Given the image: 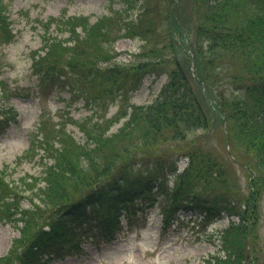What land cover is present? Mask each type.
<instances>
[{
    "label": "trees",
    "instance_id": "obj_1",
    "mask_svg": "<svg viewBox=\"0 0 264 264\" xmlns=\"http://www.w3.org/2000/svg\"><path fill=\"white\" fill-rule=\"evenodd\" d=\"M217 2L212 3L213 8ZM231 2L224 0L225 8L212 9L197 27L195 49L196 55L201 56L200 77L198 72L197 76L192 73L188 62H180L175 56L169 28L174 22L180 24L176 16H168L165 34L172 57L160 50L165 49L167 42L160 49L129 55L121 63H112L114 52L105 43L111 37L110 23L123 21L119 16L122 8L94 23L79 18L58 23L68 30L72 52L86 45L88 49L95 48L91 56L99 62L88 64L90 70L83 79L92 90H85L82 96L85 107L95 113L97 120L83 128V140L74 142L73 151L77 153L72 157L64 150L55 156V149L48 145L45 151L50 164L45 162L43 173L48 181L64 172L69 176L65 182L77 183L75 187L82 193L68 194L64 202L65 196L50 203L60 202L48 210L41 211L37 206L31 215L25 212L21 235L14 239L7 255L0 257V264H50L68 253L66 244L75 245L78 228L103 213L110 224L115 211H131L133 206L144 211L159 207L164 229L169 221L181 218L180 214L208 222L234 217L236 220L222 231L220 238L226 252L219 254L213 264H256L258 257L250 240L258 220L253 200L262 186L253 185L248 207L241 205L247 193L240 190L233 162L219 155L205 134L219 118L220 123L226 122L229 139L240 143L238 148L246 163L253 160L264 165V0H247L241 16H229L236 9ZM145 5H140L143 8L137 16L125 21L122 37L147 38L150 31L155 33L156 26L151 30L149 24L145 25ZM3 7L0 0V18L5 16ZM200 38L208 41L205 46L212 54L209 60L203 54L204 45L199 46ZM66 43L65 39L58 41L60 48ZM41 59L47 58L40 56ZM33 61L39 88L50 83L51 91L73 90L72 83L56 73L57 67H43L34 54ZM162 74H167L168 80L154 103L131 102L146 79L157 80ZM208 96L217 99L224 119L207 106ZM113 106L117 108L114 115L106 118L103 112ZM120 120L118 128L111 131ZM32 150L31 142L28 153ZM183 158H187V171L170 184L160 172L175 170ZM245 169L252 172V181L259 178L252 163ZM193 170L204 177L202 183L199 177H191ZM108 227L105 223V229Z\"/></svg>",
    "mask_w": 264,
    "mask_h": 264
},
{
    "label": "rangeland",
    "instance_id": "obj_2",
    "mask_svg": "<svg viewBox=\"0 0 264 264\" xmlns=\"http://www.w3.org/2000/svg\"><path fill=\"white\" fill-rule=\"evenodd\" d=\"M7 3L2 13L8 16L0 18V257L8 253L14 239L21 235L22 218L25 212L38 206L39 210H48L56 205L50 203L66 200L68 194L79 196L82 193L67 181L69 176L64 172L55 174L44 180L45 162L50 164L45 148L49 145L55 149V156L64 153L76 154L73 145L80 143L84 137L83 128H88L92 120H97L83 100L85 90H92L84 77L89 73L90 62L98 63L91 56L95 48L87 45L76 52L68 46L70 36L68 30L58 23L67 22L71 18L86 19L95 22L98 18L108 16L122 8L116 23H110L112 33L106 47L114 52L112 63L126 61L129 55H138L151 49H160L168 42V16H176L184 26L198 27L203 23L212 9L221 10L224 0H1ZM216 3V8L212 3ZM231 1V0H229ZM4 2V3H5ZM236 8L229 16H241L246 2L232 0ZM231 2V4H232ZM147 5L143 13L145 25L149 24L155 33L149 32L146 37L134 35L122 37L125 21L130 16H137L142 6ZM200 4V5H199ZM145 5V6H146ZM225 8V7H224ZM228 16V15H227ZM64 24V23H63ZM60 26V28H59ZM60 29L63 32H60ZM80 32V28L77 29ZM170 37V35H169ZM65 39L66 46L60 48L58 41ZM207 40L200 38L199 46H203V54L209 60L211 52L205 46ZM169 42L163 54L172 57ZM186 45V42L185 44ZM50 50L47 55V50ZM33 54L43 67H57L60 78L71 82L73 90L51 91L50 83L39 88V76L33 68ZM44 56L46 61H40ZM70 64V65H69ZM105 64H101V67ZM171 68V66H170ZM163 75V76H162ZM159 79H146L142 88L132 95L131 102L137 105L152 103L160 93L167 80V74ZM73 93V94H72ZM91 108V107H89ZM116 107H110L103 115L109 118L114 115ZM92 114V117H89ZM122 120L116 122L111 131L118 128ZM217 121L214 128L205 134L209 135L208 143L219 155L235 163L237 182L243 193H247L240 204L248 207L247 201L253 185H261V195H257L253 203L257 205L258 220L253 236V251L257 255L256 264H264V165L246 159L237 150L234 142L232 148L227 146L225 125ZM33 150L28 153L30 143ZM59 152V154H58ZM235 154L237 157L230 156ZM43 156L46 159H42ZM249 163L258 172L252 181V172L245 169ZM184 159L176 171L160 172L162 177L172 182L180 180L187 171ZM228 166V165H227ZM183 172L182 175H180ZM191 177H204L195 170ZM211 179L205 178L208 183ZM81 185V184H80ZM219 182L217 183V186ZM216 186V187H217ZM212 187V186H210ZM212 187V188H216ZM45 201V202H44ZM181 218L169 221L164 229L160 208L142 210L133 206L132 210L114 212L112 228L103 232L102 227L109 222L105 213L93 224L78 228L77 234L80 249L72 248L73 255L55 260L52 264H213L218 254L225 250L220 243V232L228 227L231 218L215 222V220L198 221L192 215L180 214ZM105 222V223H104ZM97 229L94 231V229ZM94 235L97 237L95 238ZM94 237V238H93Z\"/></svg>",
    "mask_w": 264,
    "mask_h": 264
}]
</instances>
